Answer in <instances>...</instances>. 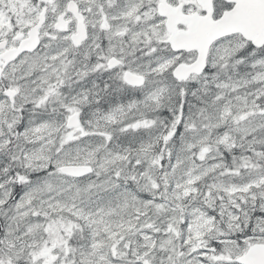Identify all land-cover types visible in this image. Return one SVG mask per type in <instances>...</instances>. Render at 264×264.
<instances>
[{"label": "snow or ice", "instance_id": "1", "mask_svg": "<svg viewBox=\"0 0 264 264\" xmlns=\"http://www.w3.org/2000/svg\"><path fill=\"white\" fill-rule=\"evenodd\" d=\"M0 264H264V0H0Z\"/></svg>", "mask_w": 264, "mask_h": 264}]
</instances>
